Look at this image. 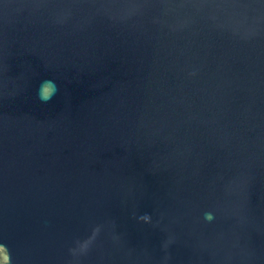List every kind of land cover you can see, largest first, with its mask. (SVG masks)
Masks as SVG:
<instances>
[{"label": "water", "instance_id": "95a60500", "mask_svg": "<svg viewBox=\"0 0 264 264\" xmlns=\"http://www.w3.org/2000/svg\"><path fill=\"white\" fill-rule=\"evenodd\" d=\"M0 264H264V0H0Z\"/></svg>", "mask_w": 264, "mask_h": 264}, {"label": "clouds", "instance_id": "9594fccd", "mask_svg": "<svg viewBox=\"0 0 264 264\" xmlns=\"http://www.w3.org/2000/svg\"><path fill=\"white\" fill-rule=\"evenodd\" d=\"M46 84H51L52 85V90L51 92H45L40 95V98L42 100H48L51 99V95L56 91V86L53 81H46Z\"/></svg>", "mask_w": 264, "mask_h": 264}]
</instances>
